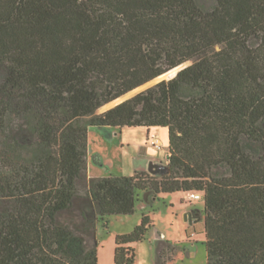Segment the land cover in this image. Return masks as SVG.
Here are the masks:
<instances>
[{"label":"trees","instance_id":"1","mask_svg":"<svg viewBox=\"0 0 264 264\" xmlns=\"http://www.w3.org/2000/svg\"><path fill=\"white\" fill-rule=\"evenodd\" d=\"M91 127L167 129L168 174L89 179ZM0 147V264H99L97 220L143 192L202 195L208 264H264V0H0Z\"/></svg>","mask_w":264,"mask_h":264},{"label":"rangeland","instance_id":"2","mask_svg":"<svg viewBox=\"0 0 264 264\" xmlns=\"http://www.w3.org/2000/svg\"><path fill=\"white\" fill-rule=\"evenodd\" d=\"M193 62L166 73L144 86L126 94L98 111L102 114L128 100L140 92L163 80H170ZM17 121L11 120L9 130L18 129ZM88 149V178L108 176H131L147 172L161 179L168 172V130L159 129L147 132L143 127L112 129L91 127ZM153 135H159L162 150L151 146ZM158 136V137H159ZM167 151V152H166ZM162 168L158 173L149 171L150 164ZM6 171L1 159L0 172ZM136 212L127 216L99 218L93 238L98 242L99 264H115L116 238L129 234L138 227L143 215H150L152 226L145 239L134 244L136 264H158V257L166 264H208L205 246V204L204 200L191 199L190 193H163L154 198L151 194L141 193ZM0 202H4L1 201ZM64 221L73 220L83 223L80 213L75 210L65 213ZM163 243L162 250H156V241ZM162 255V256H161Z\"/></svg>","mask_w":264,"mask_h":264},{"label":"built area","instance_id":"3","mask_svg":"<svg viewBox=\"0 0 264 264\" xmlns=\"http://www.w3.org/2000/svg\"><path fill=\"white\" fill-rule=\"evenodd\" d=\"M151 146L153 148H155L156 150H162L163 149V144L157 135H153V138L151 141ZM190 197H191V199H194V200H201L202 199V195L199 193H191Z\"/></svg>","mask_w":264,"mask_h":264},{"label":"water","instance_id":"4","mask_svg":"<svg viewBox=\"0 0 264 264\" xmlns=\"http://www.w3.org/2000/svg\"><path fill=\"white\" fill-rule=\"evenodd\" d=\"M119 100V99H118ZM118 100H116V101H118ZM126 100H124L123 102H125ZM123 102H121V103H123ZM120 103V104H121ZM119 105V104H118ZM170 157V156H169ZM169 157H168V159H169ZM162 170V168L160 167V166H158L157 164H154V163H151L150 164V167H149V171L151 172V173H158V172H160Z\"/></svg>","mask_w":264,"mask_h":264},{"label":"crops","instance_id":"5","mask_svg":"<svg viewBox=\"0 0 264 264\" xmlns=\"http://www.w3.org/2000/svg\"><path fill=\"white\" fill-rule=\"evenodd\" d=\"M150 131H153V128L152 129H150L149 131H148V129H147V132L149 133ZM159 136V135H158ZM160 137V136H159ZM168 148V147H167ZM168 150V149H167ZM167 152V151H166Z\"/></svg>","mask_w":264,"mask_h":264},{"label":"bare ground","instance_id":"6","mask_svg":"<svg viewBox=\"0 0 264 264\" xmlns=\"http://www.w3.org/2000/svg\"><path fill=\"white\" fill-rule=\"evenodd\" d=\"M160 139V137H158ZM161 140V139H160ZM162 142V141H161Z\"/></svg>","mask_w":264,"mask_h":264}]
</instances>
